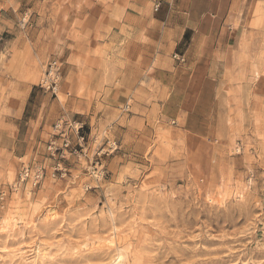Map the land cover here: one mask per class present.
Listing matches in <instances>:
<instances>
[{
  "label": "rangeland",
  "instance_id": "rangeland-1",
  "mask_svg": "<svg viewBox=\"0 0 264 264\" xmlns=\"http://www.w3.org/2000/svg\"><path fill=\"white\" fill-rule=\"evenodd\" d=\"M209 1L165 59L159 2L0 0V264H264V0L233 28L210 26ZM50 59L58 96L39 85ZM171 62L169 92L156 70ZM64 116L90 138L52 177ZM24 163L47 174L14 190Z\"/></svg>",
  "mask_w": 264,
  "mask_h": 264
},
{
  "label": "crops",
  "instance_id": "crops-1",
  "mask_svg": "<svg viewBox=\"0 0 264 264\" xmlns=\"http://www.w3.org/2000/svg\"><path fill=\"white\" fill-rule=\"evenodd\" d=\"M155 3L159 2L160 7L154 11V20L152 22V29L154 36L153 43L161 47L160 55L167 59L168 55L179 49L184 37L188 35L187 30L195 27L194 22L190 18L193 13L194 0H153ZM249 0H210L208 2V9L204 13H208L212 21L211 27L217 28H233L235 27V20L231 18L240 11ZM252 3L253 0H250ZM43 10H39V13ZM229 23V24H227ZM159 54V53H158ZM170 68L159 67L156 70V77L162 83V86L167 87L169 92L172 91V81H167L166 78L172 77L176 73V68L171 62ZM32 100L34 103H30ZM51 97L45 94L42 90L32 85L29 89L27 100L25 104H41L40 110L44 109V104H49ZM43 125V117L35 122V125Z\"/></svg>",
  "mask_w": 264,
  "mask_h": 264
},
{
  "label": "built area",
  "instance_id": "built-area-1",
  "mask_svg": "<svg viewBox=\"0 0 264 264\" xmlns=\"http://www.w3.org/2000/svg\"><path fill=\"white\" fill-rule=\"evenodd\" d=\"M160 7V4H156V9ZM29 20H26L28 23ZM173 57L181 62H185V57L179 53H174ZM62 69L63 61L59 59H50L46 65L43 77L40 82V87L45 92H51L52 94L58 96V92L62 83ZM85 123L74 117L64 116L58 120L54 126V136L47 144L48 155L53 160L51 169L52 177L63 178L68 174V167L65 161L70 157L81 158L86 152V144L89 142L90 134L85 131ZM91 133V132H90ZM109 151H114L117 147V143L111 140L108 141ZM106 151L103 149L98 153V156ZM96 153V154H97ZM99 161H96V167ZM47 168L43 164H28L24 163L21 172L19 174V179L14 184L13 188L18 189L22 186H37L41 184L46 176ZM7 196L5 191L0 193V202H3Z\"/></svg>",
  "mask_w": 264,
  "mask_h": 264
}]
</instances>
